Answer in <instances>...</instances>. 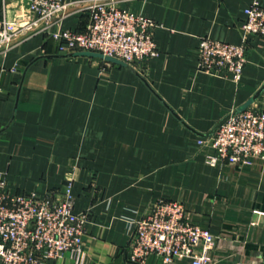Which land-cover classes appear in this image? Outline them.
I'll return each mask as SVG.
<instances>
[{
  "label": "crops",
  "instance_id": "crops-1",
  "mask_svg": "<svg viewBox=\"0 0 264 264\" xmlns=\"http://www.w3.org/2000/svg\"><path fill=\"white\" fill-rule=\"evenodd\" d=\"M252 1L117 0L157 24V53L133 64L62 54L40 33L0 51V176L11 192L40 197L70 184L73 211L88 212L83 264H136L132 223L158 199L181 201L214 235L204 264H264V159L212 164L214 149L198 142L234 110H264L263 36H247L238 81L197 69L200 37L242 42ZM78 7L61 27L85 29ZM49 264L74 261L64 252ZM142 264L192 261L151 254Z\"/></svg>",
  "mask_w": 264,
  "mask_h": 264
},
{
  "label": "built area",
  "instance_id": "built-area-1",
  "mask_svg": "<svg viewBox=\"0 0 264 264\" xmlns=\"http://www.w3.org/2000/svg\"><path fill=\"white\" fill-rule=\"evenodd\" d=\"M79 6L87 15L84 30L61 27L68 6ZM240 25L242 42L233 44L200 37L197 69L204 73L241 77L249 34L264 37V7L253 0L244 9ZM157 24L117 4V0H0V51L31 34L53 39L58 52L94 51L125 64L157 53L153 30ZM215 151L209 163H234L249 157L264 159V110H234L213 134L198 141ZM88 212L73 211L70 184L61 193H13L0 176V262L49 264L64 252L74 264H83V235ZM215 237L207 228L191 223L179 200L158 199L131 226L128 259L142 264L148 255L164 262L189 258L204 264ZM240 264V263H233Z\"/></svg>",
  "mask_w": 264,
  "mask_h": 264
},
{
  "label": "water",
  "instance_id": "water-1",
  "mask_svg": "<svg viewBox=\"0 0 264 264\" xmlns=\"http://www.w3.org/2000/svg\"><path fill=\"white\" fill-rule=\"evenodd\" d=\"M62 54H66L65 52H61ZM227 118V116H225L219 123H217L216 125H215V127H214V129L212 130V132H214L216 129H217V127L225 120Z\"/></svg>",
  "mask_w": 264,
  "mask_h": 264
},
{
  "label": "rangeland",
  "instance_id": "rangeland-1",
  "mask_svg": "<svg viewBox=\"0 0 264 264\" xmlns=\"http://www.w3.org/2000/svg\"><path fill=\"white\" fill-rule=\"evenodd\" d=\"M65 190V189H64Z\"/></svg>",
  "mask_w": 264,
  "mask_h": 264
}]
</instances>
